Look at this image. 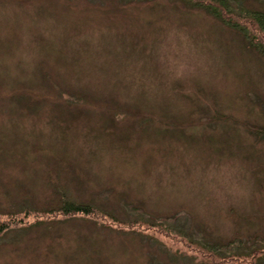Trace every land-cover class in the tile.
<instances>
[{
  "label": "rangeland",
  "instance_id": "374dc122",
  "mask_svg": "<svg viewBox=\"0 0 264 264\" xmlns=\"http://www.w3.org/2000/svg\"><path fill=\"white\" fill-rule=\"evenodd\" d=\"M202 5L0 0V264H233L199 242L264 243V55Z\"/></svg>",
  "mask_w": 264,
  "mask_h": 264
},
{
  "label": "trees",
  "instance_id": "16d2710c",
  "mask_svg": "<svg viewBox=\"0 0 264 264\" xmlns=\"http://www.w3.org/2000/svg\"><path fill=\"white\" fill-rule=\"evenodd\" d=\"M203 3L202 6L210 9L216 14L221 20L227 23L229 26L237 29L243 34L244 39L252 45L259 53L264 55V11L263 10H251V9H240L237 11L231 4L230 0H200ZM211 3V4H209ZM264 132V130H262ZM62 210L66 213H79L83 212L86 214L91 213L92 209L90 206L84 207L83 205L65 203L62 206ZM53 211V210H52ZM61 211V210H60ZM55 212V211H54ZM95 212V210H94ZM7 227L3 228L0 226V232H3ZM238 242V243H236ZM256 242V241H255ZM244 241L235 240L226 244L213 245L211 243L199 244L208 249H212L215 252L219 250L231 251L233 253L232 260L233 264H264V243L260 246L253 247L254 250H250L245 254H241V251L247 248L244 245ZM223 248V249H222ZM219 263V262H218Z\"/></svg>",
  "mask_w": 264,
  "mask_h": 264
}]
</instances>
